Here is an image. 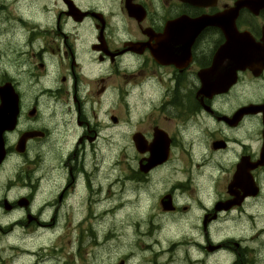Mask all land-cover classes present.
Wrapping results in <instances>:
<instances>
[{
	"label": "clouds",
	"instance_id": "9594fccd",
	"mask_svg": "<svg viewBox=\"0 0 264 264\" xmlns=\"http://www.w3.org/2000/svg\"><path fill=\"white\" fill-rule=\"evenodd\" d=\"M128 3L0 0V89L11 83L8 95L18 94L24 109L8 136L0 201L32 199L29 208L0 207V264H264V190L256 195L248 176L259 168L264 189V108L247 107L264 105V35L252 42L251 59L237 64L217 57L222 30L205 28L187 59L164 71L141 54L158 40L143 33ZM130 3L147 8L157 31L169 20L201 15L195 0ZM93 12L100 15H81ZM241 14L255 20L247 8ZM58 30L71 37L78 56L86 47L78 38L87 35V46L98 45L88 53L93 71L77 61L75 87ZM105 40L114 56L106 53ZM201 69L209 70L207 79ZM236 71L240 82L232 87ZM209 80L220 81L213 91ZM8 95L0 92V113L8 110ZM33 105L39 117L29 119ZM33 131L45 135H23ZM81 138L84 144L76 145ZM69 181L71 197L80 199L75 214L71 200L59 210L55 203ZM57 211L51 232L16 223L29 214L47 222ZM206 216L216 217L207 231L201 227ZM81 220L92 229L83 239ZM46 236L58 239L45 243ZM229 239L236 244L209 256L208 244Z\"/></svg>",
	"mask_w": 264,
	"mask_h": 264
},
{
	"label": "flooded vegetation",
	"instance_id": "af4514ba",
	"mask_svg": "<svg viewBox=\"0 0 264 264\" xmlns=\"http://www.w3.org/2000/svg\"><path fill=\"white\" fill-rule=\"evenodd\" d=\"M195 3L201 9V15L195 19L189 17H179L175 20H169L166 22L165 28L162 31H157L153 29L148 24V10L142 4H126V7L129 8L130 14L132 17H136L140 24L143 25V33H150L154 39L158 40V44L154 48L145 46L141 54L154 57L159 63L156 64L158 69L168 71L172 69L175 65L183 63L188 56L189 49L191 45L195 43V40L203 32L205 28L215 27L222 30L224 35V40L221 42L219 47V52L217 54L218 59H223L225 57L230 58L235 63L246 62L251 59L253 54L252 42H258V35H264V0H238L235 5H229L226 0H195ZM74 7V5H73ZM225 8H232L233 11L225 13ZM247 8L251 17H255V20L250 19L248 16H243L241 10ZM77 11H79L77 9ZM81 15L85 16H98L99 13H82ZM63 15L57 17L58 24L62 20ZM82 22V21H81ZM255 28V32L252 29ZM57 35L63 40L64 48L68 51L66 55L70 58L69 68L73 73V87H75L76 82V69L81 67V64L78 63V60L83 61V65L86 71H93L94 68L89 67L88 65V53L89 51H95L98 48L97 44L88 45V37L84 35L80 40V43L86 45L80 49V55H77V45L72 42V39L69 35L65 34L62 31L57 32ZM100 37L98 36L97 39ZM106 53L109 56H114L115 53L111 51V48L108 46V42L105 40ZM102 59V58H101ZM40 68H43L44 65H39ZM170 74V73H169ZM200 74L203 75L206 79L208 78L209 70L201 69ZM241 73L239 71L235 72V81L232 83V87H235L240 82ZM230 75L225 76V80L229 79ZM252 79H259V75L253 73ZM66 78L62 77V82H65ZM220 81L209 80L208 89L213 91ZM13 86L11 83H5L3 89H0V92H4L5 95H8V90L12 89ZM230 90V89H229ZM9 107L6 112L0 113V122L3 125H11L10 120H13L12 128H5L2 132V143L3 150L5 152L4 160L1 163L0 168H2L8 162V136L11 132H15L17 125L19 124L20 116L23 114L24 109L22 102L19 99L17 94L16 98L13 99L8 95ZM74 103H79V101L74 97ZM209 105V100L205 98V106ZM250 109L255 108H264V105H248ZM210 110V109H209ZM39 117V108L38 105H33L27 112V118L36 119ZM115 123H119V120L116 117L111 118ZM226 119V118H222ZM83 123L82 120H78V126ZM11 127V126H10ZM23 135L30 136L33 139L40 140L44 137L45 133L42 131H33L31 133H25ZM23 138V137H22ZM95 137H91L88 143H92ZM76 145L84 144L83 138L76 140ZM217 144H223V149L228 148V144L223 140L215 141ZM20 141H17L19 146ZM143 144L147 145L150 142L147 139L143 140ZM27 150V141L24 142V151ZM264 151V149H262ZM242 160H251L250 156L242 157ZM239 168L240 165H237ZM259 168L253 167L252 170L248 173V176L253 180L255 193H259L264 190L262 189L260 180L261 177L258 176ZM145 175L147 173H144ZM235 175V173L233 174ZM231 188V185H229ZM72 189V183L69 181L65 185L64 190L61 191L55 198V203L58 207L64 204L65 201L71 200L69 208L75 214L80 208V199L77 195L75 198H72L70 195V190ZM221 204H227L230 202H220ZM32 204V199L21 197L15 202V204L9 203L7 200L0 201V207H5V210L11 209L15 206H23L29 208ZM219 207V205H218ZM222 210H231V209H222ZM88 215L91 213L89 211ZM215 216L211 218L206 216L202 223L201 227L207 231L211 225ZM59 221V214L54 213L52 218L45 222L37 216L28 215L23 222L16 221L17 224L23 223L28 228L34 227H56ZM81 230V239L84 238L85 230L88 231V226L85 224L84 220H81V223L77 225ZM2 231V229H0ZM228 244H236L235 240H224L220 242H212L207 245L209 256L215 255V252L221 249L222 247ZM238 246V245H237ZM175 245H173V248ZM171 251V249H169ZM119 264H125V259L119 260ZM219 264V262H218Z\"/></svg>",
	"mask_w": 264,
	"mask_h": 264
},
{
	"label": "water",
	"instance_id": "95a60500",
	"mask_svg": "<svg viewBox=\"0 0 264 264\" xmlns=\"http://www.w3.org/2000/svg\"><path fill=\"white\" fill-rule=\"evenodd\" d=\"M253 109H256L255 107H252ZM11 125H3V123L0 122V162L3 158V143H2V132L5 130V128H12L13 120L9 121ZM11 126V127H10Z\"/></svg>",
	"mask_w": 264,
	"mask_h": 264
},
{
	"label": "rangeland",
	"instance_id": "374dc122",
	"mask_svg": "<svg viewBox=\"0 0 264 264\" xmlns=\"http://www.w3.org/2000/svg\"><path fill=\"white\" fill-rule=\"evenodd\" d=\"M88 228H89V227H88ZM46 229H48L49 232L53 231V230H51L50 228H46ZM90 230L92 231V229H90ZM88 232H89V230H88ZM49 238H51V239H53V240L58 239L57 237H50V236L43 237L42 239H44V241H45V243H46V242H47V239H49ZM61 251H63V249H61Z\"/></svg>",
	"mask_w": 264,
	"mask_h": 264
}]
</instances>
